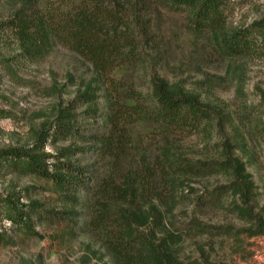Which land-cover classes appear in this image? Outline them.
Here are the masks:
<instances>
[{"label":"rangeland","instance_id":"1","mask_svg":"<svg viewBox=\"0 0 264 264\" xmlns=\"http://www.w3.org/2000/svg\"><path fill=\"white\" fill-rule=\"evenodd\" d=\"M14 5L13 0H0V149L30 147L44 124L70 106H75L72 111L78 114L76 125L89 126L87 137L109 133L110 106L102 87L91 105L92 110H98L95 116L87 117L81 113L86 107L79 101L73 103L90 81L96 86L92 65L60 43L43 58L22 56L13 35L2 25L12 15ZM152 15L156 41L152 45L142 42V61L131 68L139 89L150 93L151 79L159 76L181 83L186 90L217 107L218 118L211 135L185 137L183 152L193 159L237 156L255 185L248 202L251 216L241 213L238 196L230 192L219 203H177L167 215L170 231L176 233L169 241L181 261L264 264V233L256 232L259 224L264 223V139L259 135L264 124L260 95L264 90V58H221L206 36L187 29L185 13L156 7ZM262 16L264 0H250L237 3L229 12L228 21L231 27L244 26ZM131 130L130 145L119 164H112L111 157L98 143L68 137L49 138L44 144L45 151L56 157L64 148L85 147L69 158L60 157L61 161L86 168L92 175L85 190L79 193V205L68 215L71 222L58 216L72 209L59 200L51 181L16 168L4 167L0 171V196L17 192L22 202L38 200L43 205L31 220L38 235L13 227L0 213V232L4 236L0 264H115L104 246L105 237L91 231L87 223L90 208L98 203L104 187L113 181L122 184L128 172L139 174L141 162L147 157L152 159L161 147L160 138L147 124H138ZM230 180L229 172L186 179L196 188L194 199L206 194L207 188ZM191 221L211 227L201 232L190 226Z\"/></svg>","mask_w":264,"mask_h":264},{"label":"trees","instance_id":"2","mask_svg":"<svg viewBox=\"0 0 264 264\" xmlns=\"http://www.w3.org/2000/svg\"><path fill=\"white\" fill-rule=\"evenodd\" d=\"M13 1L14 11L2 25L13 35L18 52L28 59L43 58L60 43L89 62L96 74V86L90 81L73 103L79 101L86 107L81 113L87 117L95 116L98 110H92L91 105L102 87L110 106L107 120L111 128L105 135L87 137L89 126L76 125L78 114L72 111L75 106L62 108L52 122L44 124L37 132L30 147L0 149V171L4 167L16 168L51 181L59 200L72 209L58 216L71 222L68 215L79 205V193L85 190L92 175L86 168L61 161L60 157L69 158L74 151H83L85 147L64 148L56 157L45 151L46 141L71 137L98 143L109 154L112 164H119L130 145L131 128L147 124L160 138L161 147L152 159L147 157L141 162L139 174L128 172L122 184L113 181L104 187L98 203L90 208L88 228L105 237L104 246L115 264H199L196 259L181 261L178 258L169 241L176 233L170 231L167 215L177 203H219L230 192L238 196L237 207L241 213L251 216L248 202L255 185L244 162L237 156L193 159L183 152L185 137L211 135L218 118L217 107L186 90L181 83L159 76L151 79V92L144 93L131 68L142 61V42L152 45L156 41L152 23L156 7L185 13L187 29L206 36L214 52L224 59L264 58V16L244 26H230L231 9L237 3L250 0ZM260 95L264 103V90ZM260 129L259 135L264 139V124ZM52 159L57 160L51 162ZM220 172H229L231 180L213 189L207 188L206 194L194 199L196 188L186 179ZM42 208L38 200L22 202L17 192L0 196L3 217L13 227L30 235H38L31 220ZM190 226L201 232L211 227L196 221H191ZM256 232L264 233L263 222ZM2 241L4 236L0 232V243Z\"/></svg>","mask_w":264,"mask_h":264}]
</instances>
